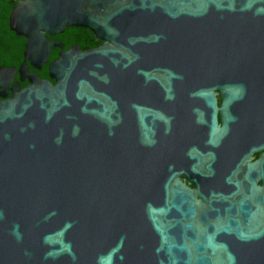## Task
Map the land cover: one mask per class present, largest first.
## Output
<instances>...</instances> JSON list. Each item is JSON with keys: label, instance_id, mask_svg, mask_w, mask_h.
<instances>
[{"label": "water", "instance_id": "95a60500", "mask_svg": "<svg viewBox=\"0 0 264 264\" xmlns=\"http://www.w3.org/2000/svg\"><path fill=\"white\" fill-rule=\"evenodd\" d=\"M14 1L0 264H264V0Z\"/></svg>", "mask_w": 264, "mask_h": 264}, {"label": "trees", "instance_id": "16d2710c", "mask_svg": "<svg viewBox=\"0 0 264 264\" xmlns=\"http://www.w3.org/2000/svg\"><path fill=\"white\" fill-rule=\"evenodd\" d=\"M14 0H0V68H18L22 60L23 44L24 40L20 37H16L7 28V17L14 5ZM70 33H67L65 37L60 39L66 48L71 43L77 42L80 46H98V43L87 44L88 40H92V36L85 29L68 28ZM84 33V34H83ZM71 34V35H70ZM83 34V37H82ZM72 37L70 40L67 37ZM55 53L51 52L48 60L55 57ZM46 66H42L41 70L36 72L39 78H47Z\"/></svg>", "mask_w": 264, "mask_h": 264}, {"label": "flooded vegetation", "instance_id": "af4514ba", "mask_svg": "<svg viewBox=\"0 0 264 264\" xmlns=\"http://www.w3.org/2000/svg\"><path fill=\"white\" fill-rule=\"evenodd\" d=\"M81 30L79 29L78 30V32H80ZM82 32V31H81ZM67 33H70V31L68 30V28H66V29H64L63 30V32L62 33H60V34H57V35H53V36H51V37H49L48 39L50 40V41H57L58 43H60V45L62 46V50H66V49H68L70 46H77L78 47V50L79 51H81V52H83V51H88V50H91L92 48H96V47H98V46H80V45H83L84 43H82V44H78L77 42H75V40L72 38V37H67V39L68 40H70L71 38L74 40V42L73 43H71L69 46H67L66 48L64 47V44H63V42H61L60 41V39H62L63 37H65V36H67L66 34ZM84 34V33H83ZM83 34H82V37H83ZM71 35V34H70ZM87 44H92V43H98V41L97 40H95L93 37H92V40H88L87 42H86ZM51 52H54L56 55H57V53L59 52V50H58V48H50V53ZM50 53H49V55H50ZM56 55H55V57L53 58V59H50V60H47V61H51V60H54L55 58H56ZM42 68V67H41ZM41 70V69H40ZM39 70V71H40ZM29 71H31V69H29ZM38 72V71H37ZM36 73V72H35ZM39 78V77H38ZM39 79H42V78H39ZM43 79H47V78H43ZM18 81V77H17V75L15 74L13 77H12V79L9 81V83L6 85V88L7 89H9V87L13 84V83H15V82H17ZM27 85V82L24 80V81H22L20 84H19V89H22L23 87H25ZM18 91V90H17ZM9 95H10V92H9V90L6 92V96L3 98V99H1L0 98V101H2V100H8V98H9ZM263 154L264 153V150H262V149H258L256 152H254V153H251L248 157H247V161H246V164H250V163H252V161H255L256 159H257V155H259V154Z\"/></svg>", "mask_w": 264, "mask_h": 264}]
</instances>
